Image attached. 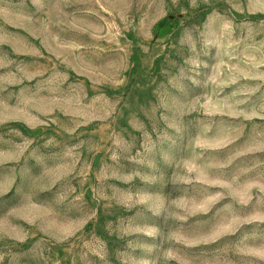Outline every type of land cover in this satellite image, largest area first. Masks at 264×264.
Listing matches in <instances>:
<instances>
[{
	"label": "rangeland",
	"instance_id": "rangeland-1",
	"mask_svg": "<svg viewBox=\"0 0 264 264\" xmlns=\"http://www.w3.org/2000/svg\"><path fill=\"white\" fill-rule=\"evenodd\" d=\"M0 264H264V0H0Z\"/></svg>",
	"mask_w": 264,
	"mask_h": 264
}]
</instances>
